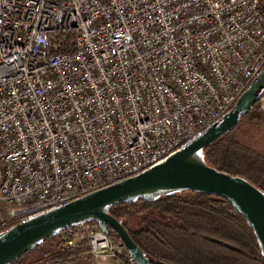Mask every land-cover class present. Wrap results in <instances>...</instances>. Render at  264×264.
Here are the masks:
<instances>
[{"label":"built area","instance_id":"2783aa9c","mask_svg":"<svg viewBox=\"0 0 264 264\" xmlns=\"http://www.w3.org/2000/svg\"><path fill=\"white\" fill-rule=\"evenodd\" d=\"M263 66L264 0H0V231L184 148ZM64 236L137 264L95 221Z\"/></svg>","mask_w":264,"mask_h":264},{"label":"trees","instance_id":"16d2710c","mask_svg":"<svg viewBox=\"0 0 264 264\" xmlns=\"http://www.w3.org/2000/svg\"><path fill=\"white\" fill-rule=\"evenodd\" d=\"M58 37L63 41L60 52L73 50L71 34ZM256 110L252 107L240 118H255V112L262 113ZM240 124L205 146V161L218 170L246 178L264 191V152L242 141ZM109 212L122 222L151 264H264L253 231L222 197L184 191L154 201L139 198L115 205ZM66 230L47 238L12 264H33L27 257L53 241L49 251L44 252L42 264H64L89 251L84 240L74 247H65ZM107 234L120 240L110 227Z\"/></svg>","mask_w":264,"mask_h":264},{"label":"water","instance_id":"95a60500","mask_svg":"<svg viewBox=\"0 0 264 264\" xmlns=\"http://www.w3.org/2000/svg\"><path fill=\"white\" fill-rule=\"evenodd\" d=\"M261 88L264 89V66L236 101L234 111L184 148L132 177L1 230L0 264H12L47 238L89 221L97 222L103 233H107L108 227L112 228L137 264H151L145 251L109 210L139 198L154 201L184 191L212 194L228 200L253 231L264 258V191L242 176L208 165L204 153L205 146L233 129L240 117L254 106Z\"/></svg>","mask_w":264,"mask_h":264},{"label":"rangeland","instance_id":"374dc122","mask_svg":"<svg viewBox=\"0 0 264 264\" xmlns=\"http://www.w3.org/2000/svg\"><path fill=\"white\" fill-rule=\"evenodd\" d=\"M257 110L262 113H257L258 115L255 116V118L246 117V118H240L241 123L239 127L243 129V135H242V141L245 143H248L252 149L264 152V112L258 107L257 104H254V106ZM5 203L0 202V209L5 207ZM54 243L48 242L43 244L37 251L33 252L28 256L27 258L32 262L33 264H42L45 260V251H49V247ZM49 256V255H48ZM43 258L42 261H39L38 259ZM38 260V261H37Z\"/></svg>","mask_w":264,"mask_h":264},{"label":"crops","instance_id":"0c3cea01","mask_svg":"<svg viewBox=\"0 0 264 264\" xmlns=\"http://www.w3.org/2000/svg\"><path fill=\"white\" fill-rule=\"evenodd\" d=\"M80 240H78L79 242ZM87 244V243H86ZM83 244L82 246H84ZM93 262H97L98 264H118V262L115 259L108 258V257H100L94 259L89 251L82 254L81 257L74 258L71 261H65L64 264H92Z\"/></svg>","mask_w":264,"mask_h":264}]
</instances>
